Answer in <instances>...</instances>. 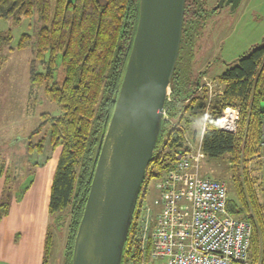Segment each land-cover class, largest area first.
Segmentation results:
<instances>
[{"label": "trees", "instance_id": "trees-1", "mask_svg": "<svg viewBox=\"0 0 264 264\" xmlns=\"http://www.w3.org/2000/svg\"><path fill=\"white\" fill-rule=\"evenodd\" d=\"M35 10L42 24L37 38L23 34L16 49H33L35 52L30 97L43 89L45 96L60 106L62 114L41 115V123L25 141L26 153L40 156L48 149L51 152L60 149L49 214L56 230L62 229L68 220L63 264H72L75 237L96 167V149L111 120L132 49L139 0H56L54 6L52 0H0V19H12L15 24L32 17ZM216 12L219 11L208 9L207 0L185 2L182 40L173 76V100L166 105V114L171 121L177 120L178 125L174 127L164 122L137 207L147 183L158 180L172 168L174 154L184 147L185 135L198 119L204 117L208 91L197 93L200 75L191 69L188 61L195 37L203 31L209 15ZM11 40L10 32H0V50ZM59 57L64 69L62 84L55 80ZM37 62L45 66V72L35 71ZM216 81L223 86V93L211 102L202 149L208 161L229 162L234 190V198L229 197L227 202L229 214L251 224L249 259L251 264H264V203L258 195V188L262 189L264 184H259L252 167L253 161L262 154L264 44L239 58L233 67L217 76ZM226 108L239 110L236 134L219 128L221 114ZM188 111H191L190 116L186 115ZM48 125L49 129L44 131ZM198 134L194 131L192 135L196 138ZM39 135L42 137L35 141ZM160 148L162 151L158 152ZM1 153L0 179L5 178L7 190L12 177L8 175L9 166ZM28 186L16 193L18 200ZM9 206V200L1 201L0 221L8 215ZM52 229L50 225L44 264H49L52 254ZM132 232L133 224L125 252L126 261Z\"/></svg>", "mask_w": 264, "mask_h": 264}, {"label": "water", "instance_id": "water-1", "mask_svg": "<svg viewBox=\"0 0 264 264\" xmlns=\"http://www.w3.org/2000/svg\"><path fill=\"white\" fill-rule=\"evenodd\" d=\"M241 1L221 0L213 10L229 6L235 11ZM185 2L139 0L132 49L111 120L96 149L72 264H123L146 171L163 133Z\"/></svg>", "mask_w": 264, "mask_h": 264}, {"label": "rangeland", "instance_id": "rangeland-1", "mask_svg": "<svg viewBox=\"0 0 264 264\" xmlns=\"http://www.w3.org/2000/svg\"><path fill=\"white\" fill-rule=\"evenodd\" d=\"M220 1L207 0L208 9H214ZM55 2L56 0H52L53 6ZM41 26L37 10L32 17L23 18L20 24H15L12 19H0V32H10L12 35L11 42L0 50V151L3 158L7 160L10 177H12L10 182L13 186L12 191L9 188L3 195L6 200L10 199L9 202L16 198L15 191L21 190V187L33 177L31 171L36 170V167L28 160L40 164L46 157V155L37 158L34 155L29 156L26 153V139L41 123L42 114L50 113L53 116L62 114L60 106L51 102L45 96L43 89L32 98L30 97L31 66L35 59V52L33 49L23 51L16 49L23 34H29L36 39ZM263 44L264 0H242L235 11L225 6L221 11L209 15L203 31L195 37L192 56L188 61L191 69L200 75V86L204 85L201 91H208L205 112L209 110L213 98L223 93V86L216 81V77L233 67L239 58L247 55L253 48ZM34 67L36 72L46 70L45 66L39 62L35 63ZM63 79L64 69L59 57L55 80L62 84ZM191 111H188L186 115L190 116ZM205 117L206 114L198 119L187 133L188 137L194 141V147H197L198 139L205 126ZM176 122L178 123L177 120L173 123L176 124ZM48 129L49 125L44 131ZM169 129L170 127H167V130ZM194 131L199 132L196 138L192 135ZM41 137L42 135H39L34 140L38 141ZM252 167L259 184L260 182L264 184L263 153L253 161ZM201 174L212 180L225 181L228 185L229 197L234 198L229 162L208 161L206 158L201 165ZM156 182V179L150 180L143 191V197L148 202H152L158 194L155 188ZM258 195L260 201L264 203V185L262 189L258 188ZM50 225L53 228L54 241L49 264H63L68 220L60 230L54 229L52 223ZM126 263L125 256L123 264Z\"/></svg>", "mask_w": 264, "mask_h": 264}, {"label": "built area", "instance_id": "built-area-1", "mask_svg": "<svg viewBox=\"0 0 264 264\" xmlns=\"http://www.w3.org/2000/svg\"><path fill=\"white\" fill-rule=\"evenodd\" d=\"M200 85L198 94L204 86ZM172 100L171 92L168 102ZM165 121L177 127L167 114ZM238 121L239 110L226 108L219 128L236 134ZM205 130L204 126L197 147L185 135L172 168L156 182V198L141 200L133 220L128 264H251V224L229 214L226 182L201 174ZM261 147L264 154V133Z\"/></svg>", "mask_w": 264, "mask_h": 264}, {"label": "crops", "instance_id": "crops-1", "mask_svg": "<svg viewBox=\"0 0 264 264\" xmlns=\"http://www.w3.org/2000/svg\"><path fill=\"white\" fill-rule=\"evenodd\" d=\"M59 156L60 149H57L54 152L49 151L39 165L33 160H28L34 163L36 170L31 171L32 180L30 178L18 191L30 185L20 200L16 197L9 202V213L0 221V264H44L51 224V187ZM8 187L12 191L13 186L10 183ZM5 189L6 181L3 177L0 179V203L5 199ZM18 191L16 190L15 194Z\"/></svg>", "mask_w": 264, "mask_h": 264}]
</instances>
